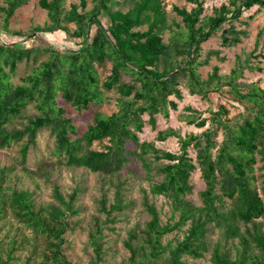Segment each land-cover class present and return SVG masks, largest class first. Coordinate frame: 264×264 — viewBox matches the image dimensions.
Returning <instances> with one entry per match:
<instances>
[{
  "label": "trees",
  "instance_id": "1",
  "mask_svg": "<svg viewBox=\"0 0 264 264\" xmlns=\"http://www.w3.org/2000/svg\"><path fill=\"white\" fill-rule=\"evenodd\" d=\"M166 1L39 0L49 21L31 32L42 43L0 40V149L18 147L12 164L0 168V264H75L67 233L76 229L87 232L91 264H105L108 233L129 221L137 205L146 218L125 230L119 264H188L206 257L211 264H264V173L257 174L264 170V88L241 81L244 70H262L251 58L264 52L256 54L258 41L228 74L219 65L206 78L200 70L213 54L226 59L221 50L204 57V43L217 36L223 47L239 45L248 31L235 21L254 6L264 10V0H227L212 13L205 0H187L191 9L173 7L180 21L170 19ZM29 2L0 0L3 30ZM58 31L75 46L61 49L43 36ZM184 90L207 100L213 91H228L244 111L229 117L221 104L203 117L186 106L180 119L205 127L202 132L183 134L170 126L142 140L146 124L157 129L159 115L169 118L179 109ZM107 92L117 95L112 113L99 110ZM62 101L78 114L94 108L85 130ZM44 130L53 148L31 166V150ZM170 137L178 138V152L157 146ZM134 161L148 181L140 200L131 198V180L122 176ZM79 169L98 175L93 210L84 202V173L68 191L62 184L64 171ZM198 169L205 183L200 203L193 198ZM19 172L35 187H19ZM42 186L50 189L49 200L40 199ZM160 202L170 211L165 221Z\"/></svg>",
  "mask_w": 264,
  "mask_h": 264
},
{
  "label": "rangeland",
  "instance_id": "2",
  "mask_svg": "<svg viewBox=\"0 0 264 264\" xmlns=\"http://www.w3.org/2000/svg\"><path fill=\"white\" fill-rule=\"evenodd\" d=\"M39 0H30V2L21 7L16 11L14 16L11 18L9 29L7 31L2 29L3 24V16L0 13V40L6 43L19 42L24 46L38 45L42 43L40 39H37L31 32V29L35 26L41 25L44 26L48 21V13L46 10L42 9L39 6ZM227 2V0H205L206 12L212 13L213 8L219 7L222 3ZM167 9L169 11V17L172 20L176 18V20L180 21V17L176 15V12L173 11V7L177 6H186L188 9H191L194 4L188 2L187 0H167ZM90 6H92L90 2ZM250 15H253L250 18ZM102 21L104 24H108L106 18L102 17ZM244 21H248V25H245ZM235 23L239 26V28H245L248 31V36L243 37V41L232 48L223 47L220 44L219 37H212L207 42L204 43V57L207 56V53L211 50H221V56H224L226 59L221 60L217 55H212L210 58V62L207 65L201 66L200 70L206 78L208 74L211 72L214 65H219L221 68V72L230 73L231 69L235 68L238 62V57L244 59L247 54L253 51L257 43L259 41V46L256 54H259L261 51L264 52V10L257 11V7L254 6L249 10H246L241 17V21H235ZM45 34V35H44ZM43 36L49 40L51 43L59 46L61 49H65L67 47H74L75 45L72 43V38L67 33L63 31H58L56 33H44ZM251 61L255 65H259L262 67V70L254 69L244 70V77L241 79L242 82L251 83V82H259L260 85L264 88V57H252ZM25 64L21 65V71L19 73L20 76L24 73ZM109 72H107L108 74ZM105 73L102 74L104 76ZM112 92H107V100L103 105L100 106L99 110L105 113H112L116 110V98ZM210 100L203 99L201 96L196 94H190L187 90H184V98L183 100H178L179 109L171 110L170 117L166 118L163 115L158 116L157 129H154L150 124H146L143 132L140 133L142 140L152 141L156 138L158 130L165 129L167 127H174L177 130H181L183 134H187L190 132L200 133L205 127L199 128L194 124H188L185 121L180 119L181 113L188 112L185 110L186 106H193L198 111L202 112L203 117H209L211 115L210 109H218V107L222 104L226 106L229 110V117H234L244 111V103L240 102L238 99L234 97L228 91H213L209 95ZM63 105L68 109V114L72 116L75 120V123L80 127V130H85L89 123L93 120V110L84 111L82 114H78L73 107L69 104L63 102ZM33 111V109H32ZM31 112V111H30ZM148 118V116H146ZM222 138V136H220ZM106 140L104 142H95L94 148L101 149L103 145L106 144ZM156 144L160 148H164L166 150L178 152L180 150V144L178 138L170 137L165 141H156ZM54 145V138L49 134L47 130H44L40 133L38 139L37 147L33 148L30 153L29 163L31 166H35V164L41 159L48 157L50 155V151ZM18 147H13L11 149H0V168L6 165H10L13 162V156L17 153ZM192 155L195 156L196 153L194 150H191ZM263 163L259 162L258 166ZM259 174L264 173L263 171H257ZM85 174V177L88 179L87 186L88 191L85 198V203L93 210V197L96 196V180L98 175L95 173H91L89 170L79 169L76 171L66 170L63 172L62 184L65 186V190L68 191L70 186H73V179L78 174ZM122 176L128 177L131 180V198L140 200L142 196V188H148V181L144 176V170L141 168V165L134 161L131 162L123 171ZM262 179L259 178V182ZM37 181V180H36ZM15 182L19 187H27L31 188L35 187L33 180L23 172H19L18 176H15ZM193 182L195 184V190L193 194V198L196 202L200 203L199 192L205 188V183L201 178V172L198 169L193 176ZM43 185V184H42ZM39 196L41 200H49L50 189L44 188L42 186L41 189L38 190ZM159 207H162L163 210V220L167 219V216L170 215V211L168 205L166 203H159ZM129 221L119 222L117 224V231L110 232L107 235V244L108 247V255L107 261L105 264H119L122 257L125 256L126 252L121 243V238L126 235L125 230L131 226L133 223L142 221L146 218V215L142 212V207L137 205L136 209L129 214ZM68 240L71 242V249L67 251L69 258L75 264H91V256L93 255L92 249L88 247V237L86 230L76 229L75 231H70L67 233ZM25 256L24 253H18ZM188 264H211L209 257L200 259V260H192L187 259Z\"/></svg>",
  "mask_w": 264,
  "mask_h": 264
}]
</instances>
